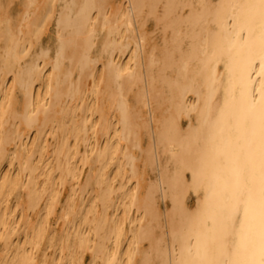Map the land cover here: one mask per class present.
<instances>
[{
  "label": "bare ground",
  "instance_id": "6f19581e",
  "mask_svg": "<svg viewBox=\"0 0 264 264\" xmlns=\"http://www.w3.org/2000/svg\"><path fill=\"white\" fill-rule=\"evenodd\" d=\"M0 264H264V0H0Z\"/></svg>",
  "mask_w": 264,
  "mask_h": 264
},
{
  "label": "rangeland",
  "instance_id": "374dc122",
  "mask_svg": "<svg viewBox=\"0 0 264 264\" xmlns=\"http://www.w3.org/2000/svg\"><path fill=\"white\" fill-rule=\"evenodd\" d=\"M195 199H196V196L194 195V194H191L190 195V203L193 205L194 203H195ZM11 201H12V203H15V201H16V196L15 195H12L11 196ZM59 207H60V204H59ZM167 206L165 205V202L163 201V208L165 209ZM61 212V209L59 210V213ZM50 219L52 220V224H55V225H57L58 227L60 226V225H58L57 223H55V214H51L50 215Z\"/></svg>",
  "mask_w": 264,
  "mask_h": 264
}]
</instances>
